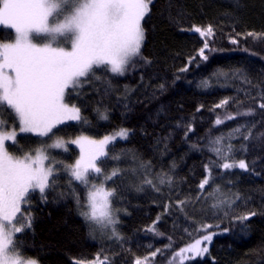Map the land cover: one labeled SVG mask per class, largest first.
Instances as JSON below:
<instances>
[{
    "label": "trees",
    "instance_id": "obj_1",
    "mask_svg": "<svg viewBox=\"0 0 264 264\" xmlns=\"http://www.w3.org/2000/svg\"><path fill=\"white\" fill-rule=\"evenodd\" d=\"M149 8L142 22L144 59L135 58L122 76L97 69L99 79L82 78L87 82L67 98L80 108L81 120L57 126L45 137L18 133L17 144L7 143L17 156L43 149L49 157L45 166L55 168L46 199L37 191L23 206L32 227L17 234V243L37 264H74L97 253L112 264H134L156 249L161 251L150 264H169L175 250L205 234L201 225L211 224L208 233L215 235L208 252L185 264H264V110L253 99L264 93V0H152ZM209 25L214 36L203 60L198 53L204 38L191 29ZM11 31L0 27V41H8ZM226 98L229 103L217 108ZM249 107L256 109L254 115H237ZM227 114L236 119H225ZM0 116L8 130L16 125L11 110ZM217 117L225 122L216 125ZM253 121L250 140L239 134L230 140L233 156L244 159L248 171L213 167V180L202 192L198 185L205 166L217 159L210 141L227 138L240 125L246 131ZM122 128L128 138L108 146L110 156L120 159L103 165L106 173L119 169L105 182L115 190L118 223L102 228L82 215L88 210L87 190L65 166L78 156L71 140L103 138ZM57 140L64 141L62 148L52 147ZM146 177L155 188L144 183ZM161 177H170L171 184H161ZM102 183L101 177L97 186ZM181 200L187 203L177 207ZM220 200L235 203L213 207ZM250 212L255 215L248 220L235 219ZM153 226L155 231H148Z\"/></svg>",
    "mask_w": 264,
    "mask_h": 264
},
{
    "label": "snow or ice",
    "instance_id": "obj_2",
    "mask_svg": "<svg viewBox=\"0 0 264 264\" xmlns=\"http://www.w3.org/2000/svg\"><path fill=\"white\" fill-rule=\"evenodd\" d=\"M151 3L152 0H0V27L12 30L8 41H0V112L11 110L16 121V125L8 130V121L0 116V264H36L35 260L25 258L17 243V234L32 227L33 218L23 206L30 203L37 191L41 199H46L44 194L54 183L51 178L55 171L54 166H45L49 157L43 149L36 150L34 156H17L9 151L6 142L17 144L18 133L45 137L57 125L69 120H81L80 108L67 98L76 93L87 79H99L97 69L122 76L135 58L144 59L141 56L145 39L142 22ZM191 30L204 38L198 54L201 59L207 60L205 50L209 49L208 41L214 36L213 27L193 26ZM247 35L256 34L249 32ZM38 36L45 39L38 41ZM237 42L236 39L231 40L233 44ZM181 70L187 71V68ZM244 82L250 83L247 79ZM203 83L206 85L207 81ZM253 99L256 108L264 110V93L259 94L258 99ZM228 103L229 99L226 98L216 107L224 108ZM255 110L249 107L237 115L252 116ZM101 119L107 120L108 117L102 113ZM225 119L233 120L236 116L227 114ZM224 122L219 117L215 120L216 125ZM254 124L255 121L251 122L246 131H242L243 125L237 126L227 138L221 136L210 141L209 150L217 159L211 161L210 166H205L206 175L198 185L202 192L213 180V167L225 171L234 168L248 171L247 162L233 156L230 140L236 134L250 140ZM188 130L191 131V128ZM128 135V129L122 128L102 139L82 135L71 141L79 147L80 156L74 164L65 167L73 180L87 190L88 210L82 215L105 227L118 223L112 207L115 190L105 187L103 183L98 187L97 181L102 177L107 182L119 175L118 168L106 173L103 165L108 159H120L116 155L110 156L108 146L118 138L127 139ZM225 139L229 143L224 144ZM63 146V140H57L52 145L55 148ZM141 167L148 166L142 163ZM144 183L155 188L153 181L147 177ZM160 183L171 184V178L161 177ZM215 191L219 192V188ZM186 203L184 200L178 201L177 207ZM233 203L234 200H220L213 207H230ZM253 215L255 213L250 212L235 219L244 221ZM212 227L211 224L201 225L199 231L205 234L175 250L169 264H173L177 258L178 264H185L186 260L203 257L208 247L202 245L211 243L215 235L207 231ZM148 231H155L154 226ZM112 234L119 239L115 228ZM160 251L156 249L150 257H137L134 264H150V259L154 260ZM74 264L112 262L108 256L97 253L90 261L77 259Z\"/></svg>",
    "mask_w": 264,
    "mask_h": 264
},
{
    "label": "rangeland",
    "instance_id": "obj_3",
    "mask_svg": "<svg viewBox=\"0 0 264 264\" xmlns=\"http://www.w3.org/2000/svg\"><path fill=\"white\" fill-rule=\"evenodd\" d=\"M38 41H42V40H44L45 39V37L44 36H38L37 38H36ZM71 121H73V120H69V121H66L65 123H67V122H71ZM65 123H63V124H65ZM60 125H62V124H60ZM60 125H57V126H60ZM19 134H31V135H34V136H37V135H35V134H33V133H19ZM77 139V138H76ZM92 139H102V138H92ZM75 140V139H74ZM117 140H124V139H117ZM116 140V141H117ZM71 141H73V140H71ZM115 142V141H114ZM113 142V143H114ZM6 143H11V142H6ZM70 144L73 146V147H75L76 149H77V151H78V156H77V158H76V160L79 158V156H80V149H79V147L76 145V144H74V143H71L70 142ZM104 184V186H105V182L103 183ZM101 186V185H100ZM100 186H98V187H100ZM106 187V186H105ZM90 221V220H89ZM90 222H92V223H94V224H96L97 226H99V227H105V226H102V225H100V224H97V223H95V222H93V221H90ZM109 226H111V225H108L107 227H109ZM211 233H213V232H211ZM209 245H210V243H206V245H202V246H207L208 248H209ZM175 263H178V258H177V261H174L173 262V264H175ZM37 264V263H36Z\"/></svg>",
    "mask_w": 264,
    "mask_h": 264
}]
</instances>
